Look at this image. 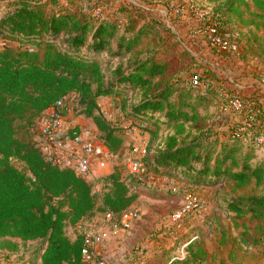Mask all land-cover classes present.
Listing matches in <instances>:
<instances>
[{
    "label": "trees",
    "instance_id": "obj_1",
    "mask_svg": "<svg viewBox=\"0 0 264 264\" xmlns=\"http://www.w3.org/2000/svg\"><path fill=\"white\" fill-rule=\"evenodd\" d=\"M18 2L14 13L0 19V252L16 255L33 244L27 264H83V236L72 240L67 235L69 227H77L98 212L112 213L120 222L151 175L178 176L180 170L182 181L192 190L189 193L220 184L235 193L260 190V197L239 196L228 201L225 210L240 219L264 221V163L253 166L251 151L240 149L245 133H238L243 126L231 131L233 142L187 137V125L199 123L196 104L204 99L191 103V93H183L174 82L160 88L158 81L172 65L160 59L157 50L143 52L149 34L139 7H134L139 19L132 16L125 23L121 16L94 15L100 4L85 8L71 0L67 4L61 0ZM208 2L215 5V11L207 10L231 41H235L233 35L224 28L230 29L237 21L262 32L250 30L247 43L251 51L257 48V53H250L264 55V0ZM246 16L252 20L246 21ZM72 96L79 99L75 113L92 119L98 139L110 155L119 154L127 142L124 131L107 120L99 105L102 98H112L126 120L140 123L154 137L162 128L174 131L144 176L122 177L117 171L108 175L101 204L89 175L49 161L36 142L40 118L58 101ZM241 98L242 115L254 126L251 131L256 136L264 134L260 97ZM229 104L222 105V110ZM22 131L30 132L31 139L20 137ZM153 196L172 198L170 192L162 191H153ZM254 229L263 230L260 225ZM243 242L255 247L261 244L246 237ZM195 258L202 264L206 255L199 250Z\"/></svg>",
    "mask_w": 264,
    "mask_h": 264
},
{
    "label": "rangeland",
    "instance_id": "obj_2",
    "mask_svg": "<svg viewBox=\"0 0 264 264\" xmlns=\"http://www.w3.org/2000/svg\"><path fill=\"white\" fill-rule=\"evenodd\" d=\"M19 0H0V19L12 14L19 7ZM77 1L85 8L100 4L94 15L121 16L125 23L134 16L139 19L134 7H139L147 20V32L149 36L142 45L143 52L157 50L158 57L163 61H169L172 65L169 73L159 80L160 88L168 82H174L183 91L191 93V103L204 99V103L196 104L199 115V123L187 125L189 133L187 137L194 139L219 138L222 141L233 142L230 133L237 125L243 126V135L240 149L243 153L251 151L252 165L264 163V145L257 144V138L250 126H246V118L242 113L223 111L222 105L233 100V96H241V92L235 88V83L243 81L248 83L251 68L245 63L252 62L255 58L247 43L250 30L256 31L254 26H247L234 22L230 29L224 30L233 35V39L241 45V54L236 58H225L216 55L208 45L203 28L200 24L190 21L185 14H176L171 7L187 10L190 7L205 8L215 11V5L208 0H71ZM67 4V0H61ZM143 10V11H142ZM246 21L252 20L250 16ZM140 24H144L141 21ZM262 35V32H258ZM230 40V39H229ZM252 51L256 48H251ZM251 51V52H252ZM256 52V51H255ZM243 62L242 65L238 63ZM238 74H241L238 76ZM202 81V86H193V79ZM246 87V88H248ZM201 99V100H200ZM101 101V102H100ZM108 101V102H107ZM101 108H104L108 121L122 129L126 138V147L117 155H108L105 159L106 167L102 169L100 176H89V182L94 186V191L102 203V196L107 183L105 179L117 171L122 177L131 176L128 167L130 153L134 146L147 148L149 160L144 161V170L147 171L150 164L165 146V139L173 135L174 131L162 128L157 136H152L150 130H142L140 123L126 120L121 113L120 106L112 98L99 100ZM79 106L76 96L68 98L64 111L72 113L73 118L79 119L80 131H88L94 125L92 119L83 115H77L75 110ZM264 115V108L258 109ZM75 121V120H74ZM95 126V125H94ZM41 125L37 124L35 135L40 131ZM38 130V131H37ZM250 130V131H249ZM249 131V132H247ZM186 135L182 136L186 138ZM20 137L31 139L30 132H20ZM99 133L91 135L96 142H100ZM255 141L256 145L252 142ZM237 149V148H236ZM18 167L19 165L16 164ZM199 169V166H197ZM108 171V172H107ZM90 174V173H89ZM178 176L158 178L151 175L146 181L145 187L136 204L130 210L138 212L139 217L130 222L128 227L122 225L117 234H113L114 222L104 220V212H98L96 217L86 219L77 227H69L67 235L76 239L79 235L90 229L97 232L108 233V239L102 246L101 258L107 264H201L195 258V254L202 250L206 259L202 264H264V221L252 222L250 217L238 218L235 214L225 210L226 203L239 196L260 197L263 192L250 188L234 192L225 184L216 187L197 188L195 194L201 199V209L187 215L178 223L171 221L172 215L183 209L186 205V195L189 191L188 183L183 180L182 170ZM133 176V175H132ZM185 178V177H184ZM153 191L170 192L169 200L155 199ZM260 225L263 230L254 229ZM93 231V230H92ZM246 237L251 241H261L257 247L243 242ZM29 250L20 254L0 252V264H27L25 261L31 255L33 244H28Z\"/></svg>",
    "mask_w": 264,
    "mask_h": 264
},
{
    "label": "built area",
    "instance_id": "obj_3",
    "mask_svg": "<svg viewBox=\"0 0 264 264\" xmlns=\"http://www.w3.org/2000/svg\"><path fill=\"white\" fill-rule=\"evenodd\" d=\"M171 11L176 14H185L190 21H194L201 25L206 38V41L213 52L225 58H236L241 54V45L235 41H231L225 37L219 24L213 19L205 8L190 7L187 10L178 7H171ZM193 86L199 88L202 86L199 79L194 78ZM68 98L61 99L56 103L54 107L49 109L46 115H43L38 121V125H41L40 131H38L36 142L43 155L51 162L61 167H73L79 175H89L90 168L93 161L97 162L98 167L101 169L106 167L105 159L109 155L106 148L100 143L94 141L93 138H87L82 140L78 135H75L79 144L71 149L67 157H59L57 152L65 149L66 144L71 139V131H75L76 128L72 127L65 115V103ZM224 111H233L235 113H242L244 110V103L239 96L236 99L230 101L228 106L223 108ZM246 126L253 128L254 126L248 119L245 120ZM245 132L243 128L240 129V133ZM76 134V133H75ZM257 144L259 146L264 145V135L257 138ZM149 151L144 147L134 146L130 153V159L128 161V167L131 174L134 177L141 178L145 175L144 161L148 160ZM201 209L200 197L190 192L186 195V205L180 211L175 212L172 215L171 221L178 223L183 220L187 215ZM139 217L138 212L134 210H128L121 216L120 222L115 221V217L112 213H106L104 220L114 222L113 234H117L118 228L124 225L128 227V224ZM83 243L81 249L83 264H107L105 259L101 258V249L105 241L108 239V233L99 234L96 231H86L82 234ZM100 258V259H98Z\"/></svg>",
    "mask_w": 264,
    "mask_h": 264
},
{
    "label": "crops",
    "instance_id": "obj_4",
    "mask_svg": "<svg viewBox=\"0 0 264 264\" xmlns=\"http://www.w3.org/2000/svg\"><path fill=\"white\" fill-rule=\"evenodd\" d=\"M255 51H257V48L255 49ZM255 51H254V53H257ZM252 55L255 59L252 62H250L251 65H249L248 63H245V65L247 66L248 69L251 68L250 74L255 73L253 75V77H250V80H248L250 82L249 87L247 86L248 83L244 82L243 77H242L241 78L242 80H240L239 83H235V88H236V90L238 89L241 92L243 97H253V98L254 97H257V98L260 97L259 98V106L263 105V108H264V55H262V56L255 55V54H252ZM242 64H243V62L238 63V65H242ZM240 75L241 74H238V76H240ZM246 87H248V88H246ZM102 99L104 100V98H102ZM102 99H100V100H102ZM100 102H99V105L101 107ZM101 109L104 112V108H101ZM48 112L49 111H46L44 113V115H46ZM104 114H106V113L104 112ZM65 115H66V118H67L69 124L72 127L76 128V130H75L76 132H73V134H71V139L66 144L65 149L57 152V155L59 157H67L68 153H70L71 149L78 146L77 144H79V142H78L75 135L79 134L80 139L86 140L87 138H90L91 135L98 134L97 128L94 125L91 126L88 131H84V130L80 131V128L77 127L79 125L80 117L74 119L72 113L69 111L67 113H65ZM102 172L103 171L100 167H98L97 162L93 161L91 168H90L89 176H100ZM90 230H93L96 232L98 231L95 229H90ZM72 240H75V239H72Z\"/></svg>",
    "mask_w": 264,
    "mask_h": 264
}]
</instances>
